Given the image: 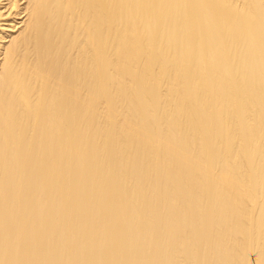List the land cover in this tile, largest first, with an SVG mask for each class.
<instances>
[{
    "label": "bare ground",
    "instance_id": "obj_1",
    "mask_svg": "<svg viewBox=\"0 0 264 264\" xmlns=\"http://www.w3.org/2000/svg\"><path fill=\"white\" fill-rule=\"evenodd\" d=\"M0 264H264V0H0Z\"/></svg>",
    "mask_w": 264,
    "mask_h": 264
}]
</instances>
